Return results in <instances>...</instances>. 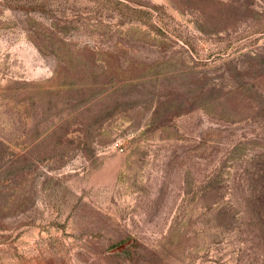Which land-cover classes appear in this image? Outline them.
<instances>
[{"label":"rangeland","instance_id":"obj_1","mask_svg":"<svg viewBox=\"0 0 264 264\" xmlns=\"http://www.w3.org/2000/svg\"><path fill=\"white\" fill-rule=\"evenodd\" d=\"M0 264H264V0H0Z\"/></svg>","mask_w":264,"mask_h":264}]
</instances>
